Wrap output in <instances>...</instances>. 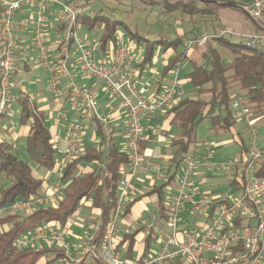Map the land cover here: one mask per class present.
<instances>
[{"label":"built area","instance_id":"2783aa9c","mask_svg":"<svg viewBox=\"0 0 264 264\" xmlns=\"http://www.w3.org/2000/svg\"><path fill=\"white\" fill-rule=\"evenodd\" d=\"M254 22L257 30L237 31L221 25L212 32H200L186 42V49L201 47L216 38L236 36L243 46L264 53V0H249L238 5ZM83 8L65 0H0V122L6 116L15 93L22 82L23 66L39 68L48 73L47 90L52 96H62L66 107L61 116L67 121L65 145L52 139L57 153V166L51 172L55 179L50 186L26 199H17L0 215L29 213L41 206L55 205L67 182L61 179L64 168L84 153L81 139L85 124L97 120L102 138L108 141L113 133L110 114H101L95 95L78 83L73 72L79 66L83 78L101 81L116 105L111 111L124 116L126 135L124 150L128 159L127 176L118 185L115 206L106 226L105 236L97 245L94 241L100 225L99 216L81 220L82 233L73 235L71 226L78 211L68 224L61 226L43 223L15 240L18 248L54 246L63 254L56 264H81L84 257L101 259L108 264H163L178 258V264H264V177L256 171L264 164V147H258V131L251 110L239 96H231L233 118L248 130L247 153L233 160H213V144L205 141L198 152H190L175 175L174 185L168 188L167 217L156 229L157 247L142 259H126L115 252L120 237V221L124 206L134 194L131 178L145 169L154 180H166L169 173L154 163H144L139 143L149 140L143 123L156 118L184 95L180 81V61L172 66L173 78L154 99L146 98L135 84L137 68L132 47L119 42L111 50L108 60L94 58L96 44L79 36L77 16ZM157 129L154 128L153 131ZM232 169L243 185L226 195L209 194L196 184L197 170L202 175ZM238 192H234V191ZM82 207V206H80ZM78 208V210L80 209ZM157 219L148 213L144 221L148 229ZM71 238L76 244L70 243Z\"/></svg>","mask_w":264,"mask_h":264},{"label":"trees","instance_id":"16d2710c","mask_svg":"<svg viewBox=\"0 0 264 264\" xmlns=\"http://www.w3.org/2000/svg\"><path fill=\"white\" fill-rule=\"evenodd\" d=\"M65 1L77 5L76 0ZM156 1L161 4L162 13L169 14L178 10L190 18L191 24L190 30L183 36H177L166 42V47H171L174 53L170 64L166 66L167 69L171 68L176 61H182L187 57L186 42L189 39L196 38L200 32L210 33L221 26L217 13L210 5L218 6L215 1L223 0H205L200 4L197 0ZM77 23L85 25L88 29L103 26L99 43L102 46L109 42L111 49L117 43V32L114 26L125 31L129 36V41L144 40L145 50L141 64L150 59L154 44L163 43L162 39L149 42L146 37L132 31L123 21L112 20L100 12L92 16L81 13L77 16ZM179 46H183L182 50H178ZM201 47L204 48L198 53L200 62L190 60L191 68L184 75L190 91L196 92L198 96L190 97L184 94L164 111L169 124L180 127L178 137L171 141L174 148L171 164L175 169L173 171L167 169L166 172L169 175L164 182L152 183L149 190L134 196L124 206L122 218L127 216L137 200L153 194L156 196L158 218L148 229L144 226L147 232L142 239L140 260L158 240L155 227L166 220L168 188L175 178L178 164L187 156L190 146L194 143L198 124L204 118H208L210 128L215 131L231 132L233 141L240 148L239 158L247 153L248 149L241 134L234 131L237 121L233 118L230 108L231 85L234 84L240 90L245 91L246 99L251 104L249 107L252 120L254 122L264 120V53L248 49L240 42H231L228 38L212 39ZM221 49L232 54L230 60L225 62L221 60L219 53ZM202 94L204 96L200 97ZM16 101L20 106L18 125L19 127L27 126V131L22 147L15 142L0 140V210L7 208L17 199H26L38 193L44 179L32 175L30 162L42 167L47 173H51L57 166V153L53 147L51 131L46 124L44 111L26 94H20ZM94 121H96L97 129L101 131L99 122ZM111 135L105 149L95 144L85 145L84 153L75 157L64 168L61 179L67 182V185L62 191L61 199L55 205L41 206L25 215L10 212L0 215V264H39L41 261L49 264L61 258L63 254L54 246L18 248L15 246V240L43 223L67 225L80 206H86L88 213L99 216L100 225L94 241L97 245L102 242L116 203L119 181L123 177L121 167L128 164L125 151L112 142ZM145 144L146 141L139 143L142 155ZM17 151H23L27 159L20 158ZM86 164H93V166L88 171H82ZM256 175L264 177V164L256 171ZM242 185V177L237 178L236 175H233L229 181V186L235 188H241ZM142 229L143 227H136L130 232L122 231L115 246V252L130 260L134 255L136 236ZM48 253H52V258L46 260ZM178 263L179 260L171 262V264ZM81 264L108 263L101 259L84 257Z\"/></svg>","mask_w":264,"mask_h":264},{"label":"crops","instance_id":"0c3cea01","mask_svg":"<svg viewBox=\"0 0 264 264\" xmlns=\"http://www.w3.org/2000/svg\"><path fill=\"white\" fill-rule=\"evenodd\" d=\"M107 1H109V3H111L112 6H116L117 8H119L122 13H127V11H131V10H134V11L137 10L139 12L143 10L144 8H146L147 4L149 5L151 3L152 4L158 3L156 0H107ZM158 5H160V8L157 14L159 16V13H160L161 17L163 18V23H164L163 24L164 26H162L163 27V30L161 32L162 35L160 38L149 39V42L158 41L162 39L163 43L153 45L152 54L150 56V59L143 64H141V60L143 56L141 60L137 61L134 58V54L132 55L134 66L137 68V74L135 77L136 87L139 91H141V93L146 98H149V99H154L157 96H159L163 88L167 86L173 78L172 67L167 69L166 66L170 64V60L173 58L174 53L171 47H166V42H169L170 40L174 39L177 36L178 37L183 36L191 28V24L189 22L190 18H186V17L183 18V16H186V15L181 14L178 10L170 12L169 14H164L161 11L162 9L161 4L158 3ZM226 8L228 7L220 6L218 8L219 11L217 13V16L219 18V22L221 25L229 26L233 29H236L237 31H252L257 28L254 22H252L251 25H249V23H245L241 18L237 17L236 14H232V13L230 14L229 9H226ZM105 11L106 10L101 8L98 12L102 13L103 15L109 17L112 20L123 21L130 29L132 28V25L128 24L124 20L110 16L109 14L106 13L107 11L106 12ZM98 12H93L91 16ZM167 25L168 26L172 25V26L170 27V32L165 33L164 28H167ZM95 28L101 29L100 27H94L88 30L91 31ZM97 31H94L96 36H97ZM169 34H172L173 36L171 38H166V36ZM101 35L102 33L99 34L97 37L98 41L96 44L97 46H96V50L94 53V58L98 61H106L109 58L110 52L112 50L111 49L112 46H111V43L109 42H106L104 45L102 44L101 46V43H99ZM117 35H118L117 43L119 42L126 43L124 41L125 40L127 41L129 37L127 33L121 29H119V32L117 33ZM139 35L144 36L142 33H140ZM86 38L90 39L89 37H86ZM133 41L136 43H139L141 39L138 42L137 40H133ZM154 47H158V50L155 54L153 53ZM179 47H183V46H179ZM144 50H145V47H144ZM196 58L197 60H200L198 53H196ZM193 60H196V59H193ZM190 68L191 67L189 66L188 68H186L184 72H182L183 70L181 71V69H183L181 68L180 73H179L180 81H181V84L183 85L184 93L190 92L187 79L184 76L189 71ZM23 71L24 73L22 75V82L20 83V86L16 89L15 93L18 94L19 97H20V94L22 93L26 94L30 97L31 101L34 102L32 100V97H33L32 94L31 95L28 94L29 92L27 91L26 85L24 86L25 78L26 76L31 75V73L33 72V67L24 65ZM73 72H74L76 81L88 87L90 91L95 95L97 103H98L99 112L101 114H110V122L113 126V133L111 135V140L119 147V149L123 150L122 147H123L125 135H126V125L124 122V116L122 113H120V111H111L108 108L109 105H116L118 101L116 99L109 97L108 92L103 87L101 81L95 80L93 78H83L80 75L79 66L77 64L74 65ZM58 97L57 96L52 97L55 103L53 102L49 106L39 105V107L44 111L47 108L48 110L51 109L52 105L56 104V106L53 105V107L55 108L53 109L52 107L51 109L52 114L51 115L49 114V116H52L55 119V121L54 122L52 121V124L48 126L51 131L52 139H55L58 142V144L62 147L65 145L68 116L66 117V119L61 116V113L66 107V102L63 97H62L63 102H60ZM41 100L44 101V98L43 99L41 98ZM53 112H57L58 116L54 117ZM8 123H10L9 118L8 119L5 118L0 122V140H5V138H7V140L10 142L18 143L17 142L18 139L20 137H24L27 131V126L18 127L16 132L11 135L10 133H7ZM171 125L172 124H169L168 118L164 116V113H161L156 118L149 120V121H145L143 123L144 133L149 137V140H145L146 144H145V149L143 151V162L144 163H154L155 160L160 159L165 162L164 169H169V170L171 169V166H173V164H171V156L174 151V148L171 145V141L173 138H176V137H172L171 139H169L167 137V132ZM154 128H156L157 130L153 131ZM225 142H227V140L226 141L221 140L220 142L213 141L212 144L213 146L216 147ZM106 143L107 141L105 140L102 141V134H101V131L97 129L96 121L93 120V121L87 122L84 127V134L81 139V146L84 147L85 145L95 144L105 149ZM200 149L201 148H198L196 146H190L189 151L198 152L200 151ZM215 157H216V160H215ZM218 159H221V157L217 155L213 156L214 161H221ZM92 166L93 164H86L84 165L82 171H88L91 169ZM121 170H122L123 176H127L128 164H125L124 166H122ZM216 172L212 175H202L201 170H197L196 179L206 182L205 177L213 176L216 174ZM164 181L165 180H162L160 182H155L152 175L148 173L145 169L139 170L137 175L131 178L130 180L131 185L134 189V194H135L134 196L140 195L146 192L147 190H149L150 185L152 183L160 184ZM174 181H175V178L172 181L170 187L174 185ZM229 181L230 179L228 180V183ZM43 183L45 185L44 190H46V188L48 187V183L45 182V178H44ZM201 190L204 191L203 189ZM216 193L217 192H212L210 194H216ZM157 210H158V206L156 203L155 194L144 196L140 200H137L136 202H134L127 216L121 219L120 230H122L123 232H126V231L130 232L134 230L136 227H143L142 231L136 236L135 251L131 259H139L141 257L142 247H143L142 239L146 235V232H147V229L144 227L145 226L144 221L147 218L148 213H155L156 216H158ZM76 226L81 229V221L76 222ZM177 260L178 258L168 259L163 264H171V262H175ZM39 264H42V261Z\"/></svg>","mask_w":264,"mask_h":264},{"label":"rangeland","instance_id":"374dc122","mask_svg":"<svg viewBox=\"0 0 264 264\" xmlns=\"http://www.w3.org/2000/svg\"><path fill=\"white\" fill-rule=\"evenodd\" d=\"M183 2L188 1V0H182ZM198 1V0H197ZM238 3H243L244 1H249V0H235ZM199 4L201 3V1H198ZM76 4L81 6L83 8V12L82 14H87V15H91L93 12H98L101 8L106 10L105 12L107 14H109L112 17H116L118 19L124 20L125 22H127L128 24L132 25V30L138 32L139 34L142 33L148 40L149 39H156V38H160L161 37V32L163 30L164 26L163 24V18L161 17L160 13L158 16V11L160 8V5H158V3L155 4H147L146 8H144L141 11H137V10H131V11H127V13H122L121 10L119 8H117L116 6H112L111 3H109V1L107 0H76ZM218 3H216L217 5ZM219 6V5H218ZM218 6L215 5H210V7H212L213 11L215 13H218L219 9L217 8ZM220 7V6H219ZM229 9V13L231 14H236L237 17L241 18L245 23H249V25H251V20L247 17V15H245V13H243V11H241L239 9V7H231L228 6ZM113 11V12H111ZM187 16H183V18ZM172 25L168 26L167 28H164L165 33L170 32V27ZM119 27H115L114 29L115 31L118 33L119 32ZM79 31L78 34L79 36L86 38L89 37L90 39H92L95 43H97L98 41V35L101 34L103 32V26H101V29L95 28L93 30H88V28L83 25V26H79ZM98 30V31H97ZM257 30V29H255ZM94 31H97V36L95 35ZM160 34V35H158ZM118 36V35H117ZM173 35L169 34L166 36V38H171ZM229 40L231 42H238L239 38L236 36H232L229 38ZM118 41V40H117ZM120 41V40H119ZM124 42H126L127 44H129L132 47V55L134 54V58L135 60L139 61L141 60L142 56L144 55V47H145V41L141 40L139 43H136L134 41H129L127 39V41L125 40ZM204 47H197V48H191L188 50V54L187 57L184 58V60L180 61L181 63V71L184 72L186 70V68H188L190 66V60L191 59H196V53H199ZM158 50V47H154L153 49V53L155 54ZM178 50H182V47H179ZM220 53V57L222 61H228L231 59L232 54L229 53L226 50H219ZM198 62H200L198 60ZM162 65V64H161ZM184 66V67H183ZM48 74L39 69V68H35L33 67V72L31 73L30 76H26L25 81H24V86L26 85L27 91L29 92L28 94H32V100L34 102H36L38 105L40 106H49L51 105L54 100H53V96L51 97L52 94H50V92L47 90V78H48ZM30 78V80H29ZM184 94L190 96V97H197L198 95L196 94V92L194 91H190V92H185ZM204 96L203 94L200 96L202 97ZM230 96H239L242 98V101L248 105L251 106V104L247 101L246 96H245V91L244 90H240L239 88H237L236 85H231L230 88ZM56 97V96H54ZM58 97V96H57ZM41 98H44V101L41 100ZM59 101L63 102V98L62 96H59ZM40 99V100H39ZM55 103V102H54ZM54 106H56V104H53ZM52 105V107H53ZM51 107V109H52ZM50 108V107H49ZM55 107H53L54 109ZM48 108L44 110V114H45V121L47 125L52 124V121L54 122L55 119L52 116H49V114H52V110ZM251 110V108H250ZM20 111V106L18 104V102L12 101L11 105L9 107V110L6 114V116L9 118L10 123H8V131L7 133H10L11 135L14 134L16 132V130L18 129L19 125H18V114ZM54 117L58 116L57 112H53ZM52 117V118H51ZM258 131V140H257V144L258 147H263L264 145V139H263V132H264V120H258L255 125H254ZM234 131L239 132L242 136L243 141L246 143L247 146V142L249 140V134H248V130L244 129V126L241 123H236L235 127H234ZM180 133V127L173 124L170 126L168 132H167V137L169 139H171L172 137H177ZM5 140H7V138H5ZM221 140H227V142L222 143L221 145L218 146H213V152H214V156H220L221 159L218 160H226V159H235L239 156V152H240V148L239 145L233 141V137L231 132L229 131H215L214 129L210 128V121L208 118H204L196 127L195 130V139H194V143L191 146H196L198 148H201V145L203 142L205 141H218L220 142ZM18 145L19 147H22L23 143H24V137H20L18 139ZM122 149L124 150V146L122 147ZM20 158L26 160L27 157L25 155V153L23 151L18 152ZM216 160V157H215ZM32 169V175L34 177H38V178H45V182L48 183V186H50L53 182V179H55V175H53L52 173H47L45 169H43L42 167H39L37 165H35L34 163L30 162L29 163ZM154 164L159 165L161 168L164 169L165 166V162L163 160L157 159L154 161ZM183 165V161L180 162L178 164V167L176 169V174L179 173L181 167ZM174 166V165H173ZM171 166L170 171H173L175 168ZM167 170V169H164ZM233 170L232 169H227V170H222V171H217L215 175L213 176H206V182H203L202 180H196V184L199 188V190L203 189L205 191L206 195H209L212 192H217V195H226L227 193L231 192L234 190V187L229 186L228 180L231 179L233 177ZM43 178V179H44ZM204 179V180H205ZM161 180H155V182H160ZM45 188L44 183L42 184V186L40 187L38 192H43ZM202 191V190H201ZM202 191V192H204ZM234 192H238L237 190ZM168 193H170L168 191ZM21 215H25L26 213H20ZM90 213H88V209L86 206L80 207V209L78 210V213L76 215V218L74 219V224L71 227V231L73 235H80L82 233V230L80 228H78L76 226V222H80L81 220H88L91 218V216H89ZM92 215V214H91ZM120 232H122V230H120ZM70 243L72 244H76V241L73 240L71 238ZM157 247V243H153V248ZM52 258V253H48L45 257L46 260H49ZM58 260L49 262V264H56ZM44 264H48L43 262ZM42 263V264H43Z\"/></svg>","mask_w":264,"mask_h":264},{"label":"water","instance_id":"95a60500","mask_svg":"<svg viewBox=\"0 0 264 264\" xmlns=\"http://www.w3.org/2000/svg\"><path fill=\"white\" fill-rule=\"evenodd\" d=\"M198 1H205V0H198ZM215 3H218V5L222 6V7H237L238 5H240L241 3L236 2L235 0H223L221 2L215 1Z\"/></svg>","mask_w":264,"mask_h":264}]
</instances>
